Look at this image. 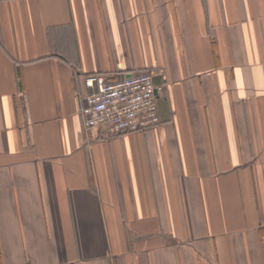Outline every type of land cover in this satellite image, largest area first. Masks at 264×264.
Returning <instances> with one entry per match:
<instances>
[{
	"label": "crops",
	"instance_id": "0c3cea01",
	"mask_svg": "<svg viewBox=\"0 0 264 264\" xmlns=\"http://www.w3.org/2000/svg\"><path fill=\"white\" fill-rule=\"evenodd\" d=\"M138 73L161 123L84 128ZM0 264H264V0H0Z\"/></svg>",
	"mask_w": 264,
	"mask_h": 264
},
{
	"label": "built area",
	"instance_id": "2783aa9c",
	"mask_svg": "<svg viewBox=\"0 0 264 264\" xmlns=\"http://www.w3.org/2000/svg\"><path fill=\"white\" fill-rule=\"evenodd\" d=\"M89 93L79 109L84 128H102L109 135L144 131L161 123L157 109L159 87L150 73L108 80L101 74L84 78Z\"/></svg>",
	"mask_w": 264,
	"mask_h": 264
}]
</instances>
